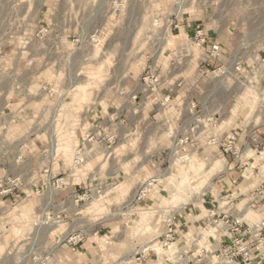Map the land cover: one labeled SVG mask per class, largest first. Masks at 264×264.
I'll return each instance as SVG.
<instances>
[{
	"label": "rangeland",
	"instance_id": "374dc122",
	"mask_svg": "<svg viewBox=\"0 0 264 264\" xmlns=\"http://www.w3.org/2000/svg\"><path fill=\"white\" fill-rule=\"evenodd\" d=\"M262 68L264 0H0V264H223L198 222L226 231L214 184L264 128Z\"/></svg>",
	"mask_w": 264,
	"mask_h": 264
},
{
	"label": "crops",
	"instance_id": "0c3cea01",
	"mask_svg": "<svg viewBox=\"0 0 264 264\" xmlns=\"http://www.w3.org/2000/svg\"><path fill=\"white\" fill-rule=\"evenodd\" d=\"M255 129V128H254ZM252 129V130H254ZM257 130V129H256ZM237 133V141L234 144V147L240 151L239 156H232L230 155L229 158L232 160L229 163V167L226 169V172L222 177L218 179V181L214 184V191L215 192H221V193H227V202H217V199H214L212 201V205H210V209L213 212L217 213L218 216H224L227 215L230 218L236 217V218H242L244 222L253 228L255 226L258 227L262 224H264V164L261 165L259 168V174L256 172L254 169V175L252 179L250 178H245L246 173H242L241 167L242 165L248 160L252 159L254 157V154H252L251 151H255L254 149L251 148V150L246 151L245 149L247 148V144L251 143V138H253V134L251 133ZM258 135L261 138H264V128H259L258 129ZM229 137V136H228ZM75 144V148L79 145L82 144L83 146H86L85 140L82 139V141L74 140L73 141ZM81 142V143H80ZM52 150L54 151V146H52ZM250 151V152H249ZM55 152V157H56V150ZM53 152V153H54ZM109 151H104V154L108 156ZM105 157V155H104ZM256 157V156H255ZM247 170V169H246ZM242 173V174H241ZM43 196L39 200V202L43 204V212H46L48 206H53L54 204L49 203L46 200V197L48 195V190H46V195H45V190L42 192ZM55 203V201H54ZM255 206L253 207L252 205ZM256 208V209H254ZM192 217V216H190ZM189 217V218H190ZM189 218H186L189 220ZM211 215L204 216L200 222H198L200 225V228H204V231L202 232L203 236H206L209 241H214L215 244L220 243L223 240L224 235H218L216 232H212L213 234H210V232L207 231L208 225L213 226L211 224ZM185 219V218H184ZM188 223L182 222V224ZM46 224V223H45ZM44 223H42V227L45 226ZM41 226V225H40ZM53 226L49 227L48 233L52 230ZM207 232H206V231ZM54 231V230H53ZM56 231V230H55ZM76 231H68L65 233V237L70 238L73 234H75ZM217 235V236H216ZM204 239V238H202ZM81 249V252L83 255H92L91 251H93V245L92 247H88L85 243L79 247L78 250ZM92 249V250H91ZM129 252V251H128ZM128 252L125 253V255L128 254ZM212 250H206V253H211ZM132 253V252H131ZM199 254V250L197 251ZM140 254H138L139 256ZM138 258V257H137ZM136 260L132 261L127 258H123V263H131L132 264H159L157 259L154 258H149V257H144L141 260ZM255 258H263L264 260V252H256L255 253ZM23 263V262H22Z\"/></svg>",
	"mask_w": 264,
	"mask_h": 264
},
{
	"label": "built area",
	"instance_id": "2783aa9c",
	"mask_svg": "<svg viewBox=\"0 0 264 264\" xmlns=\"http://www.w3.org/2000/svg\"><path fill=\"white\" fill-rule=\"evenodd\" d=\"M197 38L202 37V43H207V39L203 34L200 26H198ZM211 56L214 58L219 56V46L212 45ZM145 82L148 85H152V90L156 88L159 83L158 79L155 78L152 72L147 73V76L144 78ZM256 146L264 144V140L258 135H254L252 138ZM237 138L232 136L224 146V150L227 153H231L234 156L239 155V151L234 147ZM80 155L77 157L76 163L81 161ZM253 207L255 206L252 205ZM255 209V208H254ZM223 220H225L226 231L224 232V240L221 242L219 247V256L222 259L223 264H264L263 258H255L256 252H264V224L256 228H251L248 226L242 218H230L227 215H224ZM79 237L74 235L69 239L70 243L77 244V239ZM81 241V239H80ZM222 257V258H221ZM144 258L143 254H140L137 258L141 260Z\"/></svg>",
	"mask_w": 264,
	"mask_h": 264
},
{
	"label": "clouds",
	"instance_id": "9594fccd",
	"mask_svg": "<svg viewBox=\"0 0 264 264\" xmlns=\"http://www.w3.org/2000/svg\"><path fill=\"white\" fill-rule=\"evenodd\" d=\"M262 70H264V68H262ZM191 85L193 88H199L201 85L197 83L196 80L191 81ZM124 91H127V89H125Z\"/></svg>",
	"mask_w": 264,
	"mask_h": 264
}]
</instances>
